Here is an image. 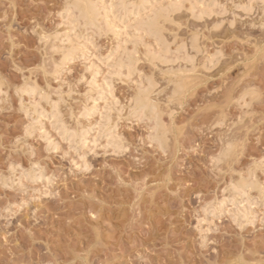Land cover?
Wrapping results in <instances>:
<instances>
[{"label": "rangeland", "instance_id": "374dc122", "mask_svg": "<svg viewBox=\"0 0 264 264\" xmlns=\"http://www.w3.org/2000/svg\"><path fill=\"white\" fill-rule=\"evenodd\" d=\"M72 1L0 0V264H264V0L183 1L160 41L136 19L170 0H101L100 31Z\"/></svg>", "mask_w": 264, "mask_h": 264}, {"label": "bare ground", "instance_id": "6f19581e", "mask_svg": "<svg viewBox=\"0 0 264 264\" xmlns=\"http://www.w3.org/2000/svg\"><path fill=\"white\" fill-rule=\"evenodd\" d=\"M111 1V0H110ZM152 1V0H151ZM183 1H187V0H170L169 2H167V4L166 5H164V3H160V4H158V3H154L153 4V6H150V10L148 11V12H145L143 15H141L139 18L138 17H136V18H138V19H136V27H137V29H136V31L138 32V31H143L142 33H148L149 35H152L153 37H155V40L156 41H160V40H163V38H164V30H165V25H167V24H165L166 22H168V21H172V19H174L172 16L174 15V13L175 12H177V11H180L181 10V8H182V5H183ZM195 1V0H194ZM102 2H105V1H102ZM108 2V1H107ZM150 1L149 0H143L142 1V5L143 6H145L144 4H146V3H149ZM158 2V1H157ZM164 2V1H163ZM214 3V2H213ZM212 3V4H213ZM100 4H101V0H73L72 1V3H70V5H69V7H68V9H67V11H68V15H67V17L66 18H68V19H70V18H72L73 17V12H76V14H77V16H74V17H77V21H78V23L79 22H81V24H83V25H85V26H88V27H90V28H92V29H97V31L99 30L100 31V29H102V27H100V24H102V22L100 23V21H105L106 22V20H101V18L100 17H103V16H100V14H102L101 12H100V8L105 4H102L101 6H100ZM148 5V4H147ZM150 5V4H149ZM195 5V4H194ZM198 5V4H197ZM200 5V4H199ZM107 6V5H106ZM192 6V5H191ZM205 6V5H204ZM103 7H105V6H103ZM102 7V8H103ZM184 7V6H183ZM193 7H195V6H193ZM106 8V7H105ZM145 8V7H144ZM213 8V7H212ZM200 9H201V7H200ZM145 10V9H144ZM190 11H191V9H189ZM202 10H207L206 8H204V9H202ZM202 10H201V12H202ZM142 11H143V9H142ZM147 11V10H146ZM210 12L211 11V8H209V10H207L206 12ZM73 14H72V13ZM195 12V11H194ZM194 12H192L191 14L192 15H194ZM209 12L207 13V14H209ZM142 13V12H141ZM205 13V12H204ZM211 13V12H210ZM76 14H74V15H76ZM104 14H106V12L104 13ZM108 14V13H107ZM202 14V13H201ZM198 15H200V14H198ZM197 15V16H198ZM72 16V17H71ZM137 16V15H136ZM195 16V15H194ZM73 17V18H74ZM199 17V16H198ZM66 18H65V20H66ZM197 18V17H196ZM105 19V18H104ZM201 19V18H200ZM67 21V20H66ZM108 21V20H107ZM72 22V21H71ZM68 23V22H67ZM76 23V22H75ZM170 23H172V22H170ZM73 24V23H72ZM72 24H70V25H72ZM69 25V26H70ZM76 26H78V25H76ZM84 27V26H83ZM87 27V28H88ZM135 27V28H136ZM166 27H168V26H166ZM78 28V27H77ZM86 28V27H85ZM89 29V28H88ZM74 30V29H73ZM128 30V29H127ZM139 33V32H138ZM141 33V34H142ZM52 37V36H51ZM64 37V36H63ZM90 37V36H89ZM138 37L139 36H137V39H138ZM44 39V38H43ZM61 39V38H60ZM47 40V39H46ZM49 40H50V38H49ZM48 40V41H49ZM65 40H69V39H63V41L65 42ZM44 41H45V39H44ZM47 41V42H48ZM126 41V40H125ZM68 42H70V40L68 41ZM79 42V41H78ZM77 42V43H78ZM56 43V42H55ZM124 43V42H123ZM198 43V42H197ZM196 43V44H197ZM193 44V43H192ZM195 44V43H194ZM194 44H193V47H195L194 46ZM195 44V45H196ZM55 44H53L52 45V47L54 46ZM69 45V44H68ZM81 45V44H80ZM79 45V46H80ZM123 45H125V44H123ZM60 46H61V44H60ZM74 46V45H73ZM70 46V48H64V46L63 47H59V45H58V47H56V46H54L53 48H51V47H49V48H51V49H55V50H58L59 51V53H61L62 54V57H61V59H62V61L61 62H65V61H67L68 59H70V57L74 54V52H75V50H77V48L74 46ZM83 46V45H82ZM76 48V49H75ZM147 48V47H146ZM196 49H197V47H195ZM127 48H125V46L124 47H122V49L121 48H119V49H117L116 51H115V55L116 56H118L120 59H118V61L120 62L119 64H120V68L119 69H121V68H123L124 67V65L126 66V68H127V70H130V67H131V65H135V61H136V57H133V54L132 53H128V52H126L127 50H126ZM54 50V51H55ZM161 51V50H160ZM160 51L157 49V54H160ZM163 51V50H162ZM52 52V51H51ZM56 52V51H55ZM147 52H149V49L147 50ZM151 52V51H150ZM164 52L166 53L167 51L166 50H164ZM58 53V52H57ZM168 53V52H167ZM167 53H166V55H164L163 53H161V54H163L161 57L163 58V60H165V61H163V64H165V63H167L168 61H167V59L165 58L164 59V57L165 56H167ZM77 54V53H76ZM134 54H135V52H134ZM156 54V52L154 53V54H150L149 55V57H150V59L151 60H154V61H157L156 59H158L159 60V58H160V55H158L157 57L156 56H154ZM148 55V54H147ZM75 56V55H74ZM164 56V57H163ZM113 58H114V56H113ZM116 58V57H115ZM124 58V59H123ZM135 59V61H133L134 59ZM162 58H160L161 60H162ZM117 59V58H116ZM113 60V59H112ZM115 60V59H114ZM150 62V61H149ZM153 62V61H152ZM158 62H162V61H158ZM165 62V63H164ZM66 63V62H65ZM64 63V64H65ZM134 63V64H133ZM157 63V62H156ZM152 64V63H151ZM159 65V64H158ZM59 66V65H58ZM155 66V65H154ZM58 68V67H57ZM132 68V67H131ZM159 68V67H158ZM175 68V67H174ZM177 69H178V67H177ZM126 70V71H127ZM162 70V69H161ZM121 71V70H120ZM119 71V72H120ZM123 71V70H122ZM182 71V70H181ZM165 72V71H164ZM169 72V71H168ZM121 73V72H120ZM166 73V72H165ZM175 73H177V72H175ZM122 74V73H121ZM168 74V73H167ZM184 74V73H183ZM120 75V74H119ZM122 76V75H121ZM129 76V75H128ZM177 75H175V77H176ZM179 77V76H178ZM178 77H176V78H178ZM174 78V77H173ZM175 79V78H174ZM172 80V79H171ZM148 86H146L147 88H143L144 86L143 85H141V87H139V91H138V93H137V95L135 96V97H133L134 98V106H135V109L137 110L136 112H145V111H149L150 112V116H153L154 118V121H155V123H154V131L152 132V137H154L155 138V140H157L158 141V143H165L164 142V139H165V127H164V125L162 124L163 122H161L162 120H160V118H159V116H158V114H156V110H157V107L155 108V106L152 104V103H154V102H151V101H153L151 98H150V94H151V96H152V93H151V91H152V87H153V85H152V83L151 82H149V84H147ZM139 86H140V84H139ZM143 86V87H142ZM173 87H172V89H173V93L175 94V95H180L183 91H184V89H185V87H186V83L183 81V80H181V79H179L178 78V80H175V81H173V85H172ZM28 88V87H27ZM24 89V88H23ZM33 91V90H32ZM153 91H154V89H153ZM152 91V92H153ZM24 93V92H23ZM28 93V92H27ZM35 93V92H34ZM173 94V95H174ZM155 95V94H154ZM33 96V95H32ZM171 96H172V93H171ZM54 104V103H53ZM155 104H157L156 102H155ZM54 108V107H53ZM56 109V108H55ZM40 110V109H39ZM56 113V112H55ZM146 113V112H145ZM57 114V113H56ZM41 115V114H40ZM60 115V114H59ZM142 115V114H141ZM140 117V116H139ZM53 119L54 120H56V122H57V118H56V116L54 115V117H53ZM137 119H139V118H137ZM59 123V122H58ZM60 126H63V125H61L60 124ZM61 130H65L64 132L65 133H68V130H66V128L65 127H61L60 128ZM168 131V130H167ZM81 132V131H80ZM63 133V132H62ZM30 134V133H29ZM83 135V134H82ZM70 136L72 137V139L73 138H77V134H76V132H71L70 131ZM80 136V135H79ZM113 136V135H112ZM111 136V137H112ZM167 136V135H166ZM152 139V138H151ZM111 141V140H110ZM114 142V141H113ZM115 143V142H114ZM117 143V142H116ZM116 145V144H115ZM116 147V146H115ZM114 147V148H115ZM229 152V151H228ZM227 152V153H228ZM229 154V153H228ZM227 155V154H226ZM245 177V176H244ZM252 177H253V175H252ZM255 177V176H254ZM247 178V180H248V178L249 177H246ZM245 178V179H246ZM256 178V177H255ZM245 179L242 181L243 183H241L239 186H237V185H235V187L233 188L236 192H238V193H241L242 194V192H244L245 191V189H251V190H254V189H258L259 187H258V183H259V181L257 182V181H255L253 178H251V179H249L248 181H246L245 182ZM257 180V179H256ZM239 184V183H238ZM237 186V187H236ZM263 187V186H262ZM260 189V188H259ZM258 189V190H259ZM248 191V190H247ZM250 191V190H249ZM261 191V189L259 190V192ZM245 194V193H244ZM261 194V193H260ZM241 196V195H240ZM246 198V197H245ZM240 209V208H239ZM245 210V209H244ZM244 210H243V212H244ZM238 212V211H237ZM244 215V214H243ZM242 215V216H243ZM240 216V215H239ZM241 216V217H242ZM245 216V215H244ZM248 217V216H247ZM246 217V218H247ZM243 219V218H242ZM248 219V218H247Z\"/></svg>", "mask_w": 264, "mask_h": 264}]
</instances>
